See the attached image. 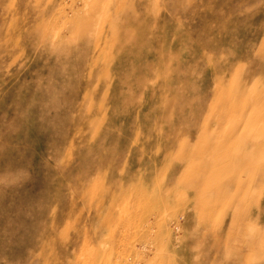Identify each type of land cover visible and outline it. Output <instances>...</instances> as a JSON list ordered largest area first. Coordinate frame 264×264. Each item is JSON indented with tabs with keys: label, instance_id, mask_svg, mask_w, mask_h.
Segmentation results:
<instances>
[{
	"label": "rangeland",
	"instance_id": "1",
	"mask_svg": "<svg viewBox=\"0 0 264 264\" xmlns=\"http://www.w3.org/2000/svg\"><path fill=\"white\" fill-rule=\"evenodd\" d=\"M84 257L264 264V0H0V264Z\"/></svg>",
	"mask_w": 264,
	"mask_h": 264
},
{
	"label": "bare ground",
	"instance_id": "2",
	"mask_svg": "<svg viewBox=\"0 0 264 264\" xmlns=\"http://www.w3.org/2000/svg\"><path fill=\"white\" fill-rule=\"evenodd\" d=\"M94 245H96L97 246V242H95V244ZM88 245L86 246L85 245V243L84 242H82L81 244H79V246H78V244H76V242L73 244V247H72V250L69 252V254H71V256H73V254H74V250L77 248V249H79V248H81V252L83 253V254H86V255H84V256H88L89 255V252H88ZM80 250V249H79ZM92 250V249H91ZM62 253V252H61ZM82 254V255H83ZM56 255V254H55ZM91 255H92V253H91ZM90 255V256H91ZM66 257H69V256H67L66 255ZM83 257V256H82ZM92 257V256H91ZM91 257H84V260H85V262L83 263V264H88V263H92L93 262V259H91ZM51 258V257H50ZM63 258V257H62ZM52 259V258H51ZM53 260V259H52ZM57 258L53 261V264H57ZM62 260V259H61ZM68 262V261H67ZM61 263H62V261H61ZM72 263V262H71ZM73 263H74V261H73ZM70 264V263H69Z\"/></svg>",
	"mask_w": 264,
	"mask_h": 264
},
{
	"label": "crops",
	"instance_id": "3",
	"mask_svg": "<svg viewBox=\"0 0 264 264\" xmlns=\"http://www.w3.org/2000/svg\"><path fill=\"white\" fill-rule=\"evenodd\" d=\"M107 165L111 166V165H114V164H107ZM116 165H120V164H116ZM106 172H105V176H106ZM180 177H181V175L177 176L176 178L181 180ZM180 180H177V182L180 181ZM174 183L176 184V182H174ZM180 183H181V181H180Z\"/></svg>",
	"mask_w": 264,
	"mask_h": 264
}]
</instances>
